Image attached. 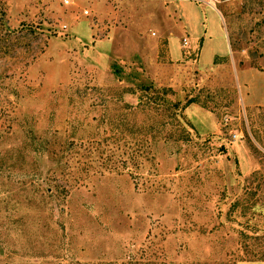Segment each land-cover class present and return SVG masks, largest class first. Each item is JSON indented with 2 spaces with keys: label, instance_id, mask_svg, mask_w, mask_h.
<instances>
[{
  "label": "rangeland",
  "instance_id": "1",
  "mask_svg": "<svg viewBox=\"0 0 264 264\" xmlns=\"http://www.w3.org/2000/svg\"><path fill=\"white\" fill-rule=\"evenodd\" d=\"M262 258L264 0H0V264Z\"/></svg>",
  "mask_w": 264,
  "mask_h": 264
},
{
  "label": "crops",
  "instance_id": "2",
  "mask_svg": "<svg viewBox=\"0 0 264 264\" xmlns=\"http://www.w3.org/2000/svg\"><path fill=\"white\" fill-rule=\"evenodd\" d=\"M171 1V0H170ZM176 3V2H175ZM162 4H164V3H162ZM169 3H167V4H164L165 6L166 5H168ZM169 6H171V8L173 9V10H177L176 9V5H174V4H172V2H170V4H169ZM230 50V48H229V42H228V51ZM218 52V51H217ZM228 52H226V50L225 49H223V50H221L220 51V53H216L215 54V56H221V55H226ZM198 55H199V51H198ZM199 57V56H198ZM206 63H204L203 65H205ZM207 64H209V63H207ZM264 261V260H263Z\"/></svg>",
  "mask_w": 264,
  "mask_h": 264
},
{
  "label": "built area",
  "instance_id": "3",
  "mask_svg": "<svg viewBox=\"0 0 264 264\" xmlns=\"http://www.w3.org/2000/svg\"><path fill=\"white\" fill-rule=\"evenodd\" d=\"M200 1H204L206 3H210L211 2V0H200ZM184 43H186V40H184Z\"/></svg>",
  "mask_w": 264,
  "mask_h": 264
},
{
  "label": "trees",
  "instance_id": "4",
  "mask_svg": "<svg viewBox=\"0 0 264 264\" xmlns=\"http://www.w3.org/2000/svg\"><path fill=\"white\" fill-rule=\"evenodd\" d=\"M261 260H264V258H262Z\"/></svg>",
  "mask_w": 264,
  "mask_h": 264
}]
</instances>
